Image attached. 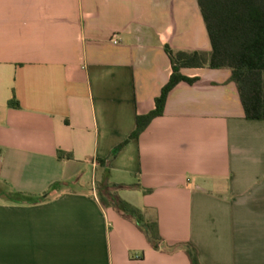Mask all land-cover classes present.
Returning <instances> with one entry per match:
<instances>
[{
    "label": "crops",
    "instance_id": "obj_1",
    "mask_svg": "<svg viewBox=\"0 0 264 264\" xmlns=\"http://www.w3.org/2000/svg\"><path fill=\"white\" fill-rule=\"evenodd\" d=\"M165 45L211 50L197 0H0V264H190L185 242L201 264H264V119L227 68H183L195 82L109 163L158 247L93 191L169 80Z\"/></svg>",
    "mask_w": 264,
    "mask_h": 264
},
{
    "label": "trees",
    "instance_id": "obj_2",
    "mask_svg": "<svg viewBox=\"0 0 264 264\" xmlns=\"http://www.w3.org/2000/svg\"><path fill=\"white\" fill-rule=\"evenodd\" d=\"M203 18L211 50L174 51L164 46L171 74L168 82L155 98L154 108L146 114L136 116L135 129L128 137L116 145L109 155L98 159L104 168L100 180L94 181L96 194L103 206H111L125 217L134 220L154 247L162 241L156 220L145 218L140 209L119 196L121 185L108 180L109 163L117 156L124 145L139 137L151 120L163 113L169 91L179 82H195L182 74L183 68H227L230 78L237 88L239 99L247 119H264V0H197ZM9 106H18L10 100ZM1 153V149H0ZM59 160L72 159L69 152L57 150ZM57 183L51 185L54 188ZM45 192L43 196L47 195ZM188 255L190 264H201L196 248L188 242L176 245Z\"/></svg>",
    "mask_w": 264,
    "mask_h": 264
},
{
    "label": "rangeland",
    "instance_id": "obj_3",
    "mask_svg": "<svg viewBox=\"0 0 264 264\" xmlns=\"http://www.w3.org/2000/svg\"><path fill=\"white\" fill-rule=\"evenodd\" d=\"M95 176L97 175H93L91 171H88V173L85 175L83 181L86 182V184H90L91 179L94 181L95 180ZM92 185H94V182L92 183ZM95 187V192H96V186Z\"/></svg>",
    "mask_w": 264,
    "mask_h": 264
},
{
    "label": "built area",
    "instance_id": "obj_4",
    "mask_svg": "<svg viewBox=\"0 0 264 264\" xmlns=\"http://www.w3.org/2000/svg\"><path fill=\"white\" fill-rule=\"evenodd\" d=\"M114 42H116V39H112ZM93 191L95 192V187L93 185Z\"/></svg>",
    "mask_w": 264,
    "mask_h": 264
}]
</instances>
